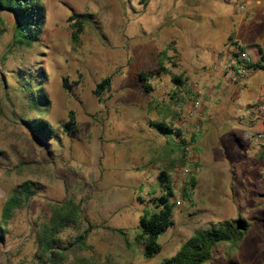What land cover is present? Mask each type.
<instances>
[{
    "label": "rangeland",
    "instance_id": "374dc122",
    "mask_svg": "<svg viewBox=\"0 0 264 264\" xmlns=\"http://www.w3.org/2000/svg\"><path fill=\"white\" fill-rule=\"evenodd\" d=\"M235 1L41 0L44 22L31 45L13 38L15 17L0 10V220L14 188L25 181L33 188L0 221V264H161L195 231L237 216L249 223L245 236L216 244L204 264H264V174L257 168L246 174L200 163L190 198L182 190L170 197L173 224L159 236L154 256H144L140 235L142 214L158 210L165 192L160 172L166 170L171 187L183 159V143L162 152L165 137L155 126L168 105L164 85L183 75L182 33L215 34L209 20L220 19ZM76 21L82 31L75 41ZM219 32L199 46L220 45ZM257 39L264 43V32ZM143 72L151 76L148 92ZM107 75L111 86L97 97L95 85ZM69 111L74 133L64 127ZM42 120L49 125L45 133L25 123ZM233 144L231 153L241 155L238 141ZM64 217L46 250L49 227Z\"/></svg>",
    "mask_w": 264,
    "mask_h": 264
},
{
    "label": "crops",
    "instance_id": "0c3cea01",
    "mask_svg": "<svg viewBox=\"0 0 264 264\" xmlns=\"http://www.w3.org/2000/svg\"><path fill=\"white\" fill-rule=\"evenodd\" d=\"M243 11L234 6L224 14L220 11V19L209 20L224 33L220 45L199 46L203 38L217 39L219 31L211 34L208 29L204 35L184 31L183 43L177 48L183 75H171L170 84L164 85L168 105L163 123L169 131L163 134L162 152L169 155L176 146L182 148L187 133L198 127L200 132L192 138L198 170L201 163L242 168L246 174L257 168L264 174V143L248 137L264 126V43L257 39L264 32V0H254L243 16L239 15ZM234 42L248 51L252 63L262 66L249 68L243 76L224 69L223 56ZM151 125L154 127L153 122ZM239 134L245 143L240 144ZM237 141L241 155L232 154L229 148H236L233 143Z\"/></svg>",
    "mask_w": 264,
    "mask_h": 264
},
{
    "label": "trees",
    "instance_id": "16d2710c",
    "mask_svg": "<svg viewBox=\"0 0 264 264\" xmlns=\"http://www.w3.org/2000/svg\"><path fill=\"white\" fill-rule=\"evenodd\" d=\"M0 10L11 12L15 17V28L13 38L25 45H31L34 42L42 29L44 22L45 7L41 0H0ZM74 18V17H71ZM72 27V39L77 40L82 31V21H76ZM20 33V38L17 37ZM234 45H238L234 42ZM240 49L243 46L238 45ZM164 53V52H163ZM161 56V55H159ZM161 65V61H159ZM262 64L252 63L248 68L260 67ZM162 67V66H161ZM111 75H107L99 81L94 88V93L100 97L102 93L111 86ZM140 79L143 81V88L146 92L150 91L151 85L148 83V75L140 73ZM178 80V78H176ZM64 90L70 92L71 85L64 79L62 81ZM28 127L34 132L45 133L44 128L49 125L45 121H40L36 125L25 121ZM155 126L162 133H168L169 129L163 123H156ZM65 129L70 133L76 132V122L74 112H68V119L64 125ZM42 133V134H43ZM198 135V134H197ZM196 136L194 137L195 140ZM183 152V151H182ZM160 183L165 192L158 198L156 207L158 210L153 212H144L140 218V235L144 241V256L149 258L154 256L161 248L159 236L173 224L171 215L173 203L170 201L173 192L169 184V176L166 170H162L159 174ZM195 181L192 179L190 186L184 187L182 196L190 198L191 187ZM33 193L32 185L29 181L22 182L19 186L12 190V196L6 201L1 215V222H6L12 215V212L17 207L21 206ZM23 196V198H22ZM66 218H68L66 216ZM65 217L62 218L61 224L54 222L48 229L51 232L50 238L44 241L46 250L53 247L56 239L54 235L64 226ZM249 229V223L241 216L224 220L218 224L211 225L207 228L199 229L187 238L171 257L165 258L161 264H204L211 259L213 247L220 242H237L241 240ZM53 238V239H52ZM78 242V240L76 241Z\"/></svg>",
    "mask_w": 264,
    "mask_h": 264
},
{
    "label": "built area",
    "instance_id": "2783aa9c",
    "mask_svg": "<svg viewBox=\"0 0 264 264\" xmlns=\"http://www.w3.org/2000/svg\"><path fill=\"white\" fill-rule=\"evenodd\" d=\"M254 0H236L235 4L237 8L242 9L243 6L248 8ZM223 68L228 71H236L240 76H243L248 71V66L252 64L251 57L248 51L243 48L240 49L239 46L233 45L226 50L225 55L223 56ZM196 105H198L196 103ZM264 110V106H263ZM200 132V128L196 127L194 130H191L187 133L186 137L184 138L183 142V159H181V164L173 171L171 176V188L173 190V194L177 195L180 194V191H183L185 186L190 185L193 179L194 172L197 170L196 167V157L194 154V147L192 138L193 135L198 134ZM256 140L261 141L264 143V126L262 130L251 134ZM174 195V196H175ZM182 196V193L180 194ZM175 204L177 206L182 205V200L176 199Z\"/></svg>",
    "mask_w": 264,
    "mask_h": 264
}]
</instances>
